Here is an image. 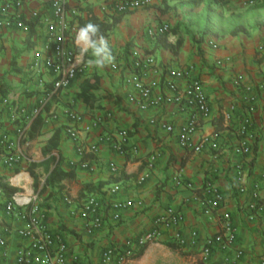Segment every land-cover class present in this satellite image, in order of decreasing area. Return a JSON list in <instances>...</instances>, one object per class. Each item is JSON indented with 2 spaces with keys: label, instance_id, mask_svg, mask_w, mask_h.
<instances>
[{
  "label": "crops",
  "instance_id": "crops-1",
  "mask_svg": "<svg viewBox=\"0 0 264 264\" xmlns=\"http://www.w3.org/2000/svg\"><path fill=\"white\" fill-rule=\"evenodd\" d=\"M68 1V21L73 25L78 17L86 16V8L107 22L116 17L104 9L105 0ZM167 3L168 0H153V6L124 16L104 38L111 48L112 60L103 67L95 65L97 57L89 47L84 72L68 89L54 96L37 122H32L28 140L22 142L24 161L15 169L0 165V183L19 189L33 187L40 193L46 213L44 222L68 244L71 264H104L102 254L106 248L121 246L125 240H135L154 229L155 220L169 209L181 213L183 221L175 227L161 226L159 237L143 249L137 248L127 264H204L201 253L205 240L224 231L227 216L236 228L235 245L229 251H217L214 258L222 261L226 255L241 250L243 256L237 264H264V8L253 17H240L249 28L246 33L219 37L181 27L167 38L172 44L180 40L177 53L163 47L151 53L156 39L148 35V28L169 21L166 15L157 18V9ZM34 11H39L40 18L32 21L34 35L30 37L29 30L20 28L15 20H30ZM8 16L14 22L0 28V105L9 97L13 104L32 108L44 98L55 79L44 61L48 22L54 17L51 0H20ZM119 25L123 28L117 33ZM130 42L134 45L127 50ZM134 50L142 57L146 53L154 56V63L143 73L146 82H164L170 70L194 67L193 76L202 80L208 93L211 115L202 122L193 140L197 143L204 136H212L219 143L218 150L207 146L196 152L180 145L178 133L189 118L181 104L141 110L128 100L127 78L135 69ZM117 62L120 67L114 68ZM67 110L82 114L83 121H73ZM247 118L252 124V152L244 156L236 148L240 143L239 127ZM167 124L174 127L173 132L166 130ZM32 125L36 126L34 132ZM16 126L10 112L0 115V130L12 138L16 137ZM73 126L81 131L86 143L98 142L102 135L118 136L128 131V150L120 154L109 142L99 141L96 154L81 156L77 143L68 134ZM54 136L59 148L44 151ZM82 160H90V168H83ZM112 163L117 171L111 169ZM58 164L69 176L42 190ZM238 164L245 166V192L239 191ZM143 174L148 177L140 182ZM209 182L225 198L217 210H208L201 199ZM116 186L119 189L114 192ZM94 195L99 199L103 196L100 200L104 217L102 225L89 233L82 207ZM9 198L0 189V232L6 224L13 230L8 234L6 255L0 248V264H14L17 249L28 243L16 233L25 222L6 212ZM116 200L133 201L132 206L121 211L120 220L113 218L112 203ZM253 201L261 206L254 218L250 209ZM177 233L186 240L185 244L178 242ZM193 233H197L195 243Z\"/></svg>",
  "mask_w": 264,
  "mask_h": 264
},
{
  "label": "built area",
  "instance_id": "built-area-1",
  "mask_svg": "<svg viewBox=\"0 0 264 264\" xmlns=\"http://www.w3.org/2000/svg\"><path fill=\"white\" fill-rule=\"evenodd\" d=\"M20 0H4L0 2V28L12 25L11 17L8 16L15 3ZM68 0H51L53 10V19L48 22L47 38L44 44L45 50V67L54 76V81L50 90L40 100V102L32 108L13 104V100L9 97L3 99L0 105V115L10 112L12 121L17 124L16 137L5 131L0 130V165L10 169H15L24 161L26 155L22 149L23 140H28L29 130L32 122L41 114L48 102L60 92L68 89L77 76L86 69V51L89 46L77 39L81 30L80 27L71 24L68 21ZM153 5V0H105L104 9L110 10L114 16H120L124 13L135 12L142 8ZM40 18L39 11H34L30 17L31 21ZM16 24L24 29L29 30V25L23 20H15ZM148 35L154 39L163 36L169 37L173 35L171 27L166 23H156L148 28ZM172 40V39H171ZM134 67L140 70H133L127 78L130 85L128 100L134 103L141 110H147L151 107L161 106L163 104L179 103L188 111V121L179 130V143L183 147L191 148L196 152H202L207 146L214 150H218L219 143L212 136H204L199 142H194L193 135L201 127L202 122L211 115V106L208 93L201 79L193 76V66L186 69H172L169 76L163 82L162 80H153L146 82L143 73L147 67L154 63V56L145 54L140 55L134 50ZM38 63H35V66ZM114 68H119L120 64L114 63ZM138 73H141L139 75ZM254 100V98H250ZM67 114L76 123L83 121L84 116L74 110H67ZM251 121L247 118L239 127L240 143L236 148V152L241 155H249L252 149L249 145L251 135ZM166 130L170 133L174 131L172 125L167 124ZM68 134L77 143V151L81 156L96 154L99 151V141L109 142L113 148L120 154H125L128 150L129 132H120L118 136L102 135L98 142L86 143L82 141L81 131L76 126L68 129ZM152 159H156L153 156ZM90 160H82L80 165L83 168H90ZM238 186L239 191L245 192L246 187L243 183V174L245 166L238 164ZM111 169L117 171L116 164H111ZM147 174H143L139 181L144 182ZM181 183V182H179ZM192 187L191 183L186 184ZM118 186L114 188L117 192ZM203 203L208 210H217L222 206L225 198L220 189L213 183L209 182L204 188ZM133 205L132 200L119 201L112 203L114 220H120L121 211ZM6 212L15 215L25 222L24 227L16 230V233L28 243L17 249L14 264H71L73 257L70 254L68 244L61 235L51 232L46 224L45 209L40 201V193L33 187H24L14 193L6 204ZM251 217L259 212L261 206L257 202H251ZM103 205L98 196L89 197L82 207V215L87 221V231L93 233L103 223ZM184 217L181 213H177L174 209H169L167 213L155 220V228L148 231L137 239H127L121 246H110L106 248L102 254L104 264H127L136 254L137 248H143L150 242H154L160 235L159 228L163 225L175 227L178 226ZM1 224V220H0ZM224 231L205 240L201 253V261L204 264H237L238 260L243 256V251L236 250L233 255H226L222 261H217L214 254L217 251H229L233 248L236 241V228L233 226L230 217H226ZM3 231L0 232V248L6 250L8 248V234L12 233L9 225H4ZM176 238L180 244H185L186 240L180 233L176 234ZM197 233L192 235V243L196 242ZM39 256V258L36 257Z\"/></svg>",
  "mask_w": 264,
  "mask_h": 264
},
{
  "label": "trees",
  "instance_id": "trees-1",
  "mask_svg": "<svg viewBox=\"0 0 264 264\" xmlns=\"http://www.w3.org/2000/svg\"><path fill=\"white\" fill-rule=\"evenodd\" d=\"M193 3L196 5H204L203 3L206 4V0H192ZM195 8V7H194ZM213 9V10H212ZM86 13L85 17H78L77 19V26L80 28L85 27L87 24H93L98 28V33L96 37H94L95 40H99L101 37L106 38L109 33L122 21L123 17L126 16L129 13H124L120 16H116L113 20V22H107L104 20H101L99 17L95 15L92 9L86 8L84 10ZM29 25V35L32 37L34 35V29L33 27L35 26L34 23L30 20H23ZM191 21H195V25H197L198 29L205 35V34H214L216 36H226V35H238L240 33H246L249 31V28L245 23H234V24H228L226 23L225 16L223 13L216 8L212 6V4H208L203 8V10L197 14V16L192 15ZM230 25V26H229ZM177 31V30H176ZM204 36H202L203 38ZM180 40H178L177 44H172L170 41L167 40V37L160 36L155 40V45L154 48L151 50L153 53L157 48L163 47L166 49H170L171 51L177 53L179 47H180ZM108 45V43H107ZM134 43L130 42L127 44L126 49L129 50L133 47ZM109 50L111 49L110 46H108ZM137 72H139V68L135 67ZM139 75L142 76L141 73H138ZM39 119V116L36 118V122ZM34 121V123H35ZM34 129L36 130V126L32 125V130L34 132ZM55 138L57 136L53 137L52 144L46 148L44 151H49L50 149H58L59 146L55 143ZM56 144V145H55ZM31 173L34 175L33 170H31ZM69 173L63 172L61 168L59 167V164L55 167V169L51 172V174L48 176L46 179L44 186L42 190L48 189L50 186H52L56 182L62 181L65 177H68ZM37 180V177H36ZM0 189L5 192L6 195L11 197L14 193L19 191V188L16 187H11L7 184H2L0 183ZM10 199V198H9ZM8 199V200H9ZM100 199L103 200V196H100ZM43 206V205H42ZM144 248V247H143ZM142 248V249H143ZM143 250L140 251V253Z\"/></svg>",
  "mask_w": 264,
  "mask_h": 264
},
{
  "label": "rangeland",
  "instance_id": "rangeland-1",
  "mask_svg": "<svg viewBox=\"0 0 264 264\" xmlns=\"http://www.w3.org/2000/svg\"><path fill=\"white\" fill-rule=\"evenodd\" d=\"M168 1L169 3L161 4L157 9V18L159 19L164 15L169 16V21L166 23L171 26L174 33L181 27L191 31L197 30L198 27L195 25V21H191L192 15L197 16L209 3L223 13L226 23L228 22L230 25L241 22L240 17H253L257 12H260L261 8H264L262 0H253V3L250 2L252 0H206L207 2L206 4L203 3L204 5H196L192 0ZM121 28H123L122 25L117 27V33Z\"/></svg>",
  "mask_w": 264,
  "mask_h": 264
},
{
  "label": "clouds",
  "instance_id": "clouds-1",
  "mask_svg": "<svg viewBox=\"0 0 264 264\" xmlns=\"http://www.w3.org/2000/svg\"><path fill=\"white\" fill-rule=\"evenodd\" d=\"M97 33H98V28L96 26H94L93 24H87L85 27L81 28L77 39L85 42L89 47L92 48L94 56L97 57V59L94 61L95 65L97 67H103L106 62H110L112 60V55L108 48L107 42L103 39V37H101L99 41L94 39ZM172 33L174 34L173 30ZM84 51H87V49H84Z\"/></svg>",
  "mask_w": 264,
  "mask_h": 264
}]
</instances>
